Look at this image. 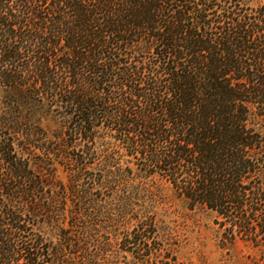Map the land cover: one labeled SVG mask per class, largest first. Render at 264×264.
I'll list each match as a JSON object with an SVG mask.
<instances>
[{
  "label": "trees",
  "instance_id": "obj_1",
  "mask_svg": "<svg viewBox=\"0 0 264 264\" xmlns=\"http://www.w3.org/2000/svg\"><path fill=\"white\" fill-rule=\"evenodd\" d=\"M174 200L264 264V0H0V264H186Z\"/></svg>",
  "mask_w": 264,
  "mask_h": 264
},
{
  "label": "rangeland",
  "instance_id": "obj_2",
  "mask_svg": "<svg viewBox=\"0 0 264 264\" xmlns=\"http://www.w3.org/2000/svg\"><path fill=\"white\" fill-rule=\"evenodd\" d=\"M171 208L175 212L173 226L180 244L179 260L186 264H251L256 249L243 240L233 244L222 240L214 212L201 208L190 210L179 200H174Z\"/></svg>",
  "mask_w": 264,
  "mask_h": 264
}]
</instances>
